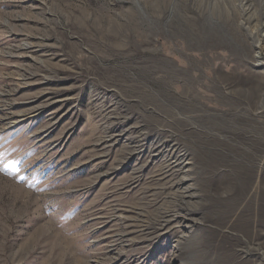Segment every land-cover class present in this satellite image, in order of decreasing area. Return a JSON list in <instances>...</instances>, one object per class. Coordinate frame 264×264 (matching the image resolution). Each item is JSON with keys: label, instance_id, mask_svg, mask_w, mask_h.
Returning <instances> with one entry per match:
<instances>
[{"label": "rangeland", "instance_id": "1", "mask_svg": "<svg viewBox=\"0 0 264 264\" xmlns=\"http://www.w3.org/2000/svg\"><path fill=\"white\" fill-rule=\"evenodd\" d=\"M201 2L0 0V264L217 255V186L264 183V40Z\"/></svg>", "mask_w": 264, "mask_h": 264}, {"label": "bare ground", "instance_id": "2", "mask_svg": "<svg viewBox=\"0 0 264 264\" xmlns=\"http://www.w3.org/2000/svg\"><path fill=\"white\" fill-rule=\"evenodd\" d=\"M196 13L204 20L213 22L215 26L228 30L235 41L259 43L264 40V35L261 34L264 30V22H261L264 0H202ZM250 22H255L256 26L251 28ZM262 55L260 53L261 58ZM252 59L254 61L256 58ZM259 61L260 59L253 68H248V72L252 77L259 78L260 87L264 82V73L258 71L263 68V63ZM261 109L260 114L264 112V107ZM256 116L258 115L254 113L253 121ZM237 186L225 184L216 188L220 195V198L216 199L220 226L217 235L219 248L217 255L210 258L211 260L208 259V264H264V183L239 185L240 188ZM229 191L231 193H228ZM240 191L242 194L247 192V196L241 200L229 198L232 193ZM168 233L175 235L173 230ZM225 242H229L228 251L224 246Z\"/></svg>", "mask_w": 264, "mask_h": 264}]
</instances>
